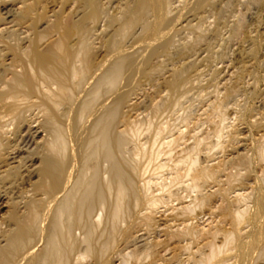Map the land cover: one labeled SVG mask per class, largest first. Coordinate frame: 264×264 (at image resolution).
<instances>
[{
    "label": "bare ground",
    "instance_id": "1",
    "mask_svg": "<svg viewBox=\"0 0 264 264\" xmlns=\"http://www.w3.org/2000/svg\"><path fill=\"white\" fill-rule=\"evenodd\" d=\"M18 1L17 22L26 25L28 34L20 38L16 30H0V172L11 180L6 190L0 187V213L7 209L0 222V264H180L179 245L193 237L194 230L170 234L176 245L166 247L163 256L155 254L154 247L144 252V258L139 254L143 237L136 230L152 223L141 205L147 202L152 210L157 201L148 198L150 183L137 185L133 177L137 167L127 158L131 132L119 131V125L126 124L131 102L141 94L134 92L141 81L153 84L163 73L162 57L186 61L189 51L202 41L179 49L174 41L176 23L187 15L206 14L216 0H184L180 11L168 0H122L113 14L103 7L112 0ZM68 4L77 8L67 13ZM2 18L0 10V23ZM101 22L116 27L113 34L97 35ZM128 38L142 45L141 53L129 50ZM191 69L189 62H183L168 70L158 85L171 91L185 87ZM9 133L18 139L10 150L5 143ZM263 150L254 157L238 153V164L254 171L264 164ZM197 157H189L187 176L198 191L208 180H216L222 167L202 166ZM262 180L248 199L237 196L220 207L224 219H230L237 230L236 235H223L222 246L230 251L225 258L217 261L223 248L213 246L220 230L200 234L211 240L200 264H264ZM26 182L32 188L26 198H9L16 186ZM227 193L219 188L200 203H216ZM250 199L251 211L233 209L235 203ZM249 211L251 228L243 233ZM185 212H191L190 207ZM136 215L141 223L135 221ZM119 246L133 249L124 254L118 252Z\"/></svg>",
    "mask_w": 264,
    "mask_h": 264
},
{
    "label": "rangeland",
    "instance_id": "2",
    "mask_svg": "<svg viewBox=\"0 0 264 264\" xmlns=\"http://www.w3.org/2000/svg\"><path fill=\"white\" fill-rule=\"evenodd\" d=\"M106 1L109 0L104 2ZM168 1L178 11L184 8L181 5L184 0ZM112 2L113 4H103L109 14L116 13L122 5L118 4L122 0ZM19 5L18 0H4L0 6L3 14L0 30H16L20 38H24L28 30L26 25L17 22L21 7ZM76 8L77 4H68L67 13ZM175 27L174 41L179 49L191 45L199 38H202L201 44L189 51V60H180L177 56L162 57L166 69L163 67V73L157 75V82L153 84L146 80L141 81L142 85L139 84L134 91L141 94L131 102L133 107L126 115V124L120 123L119 131L131 132L128 137L127 158L134 161L137 167V173L135 171L133 177L139 187L150 183L146 188L149 190L148 198L157 201L155 210H149L147 202L141 205V209H144L142 212L149 213L152 223L150 226L141 225L136 230L143 237V242L138 245L139 254L144 258V252L146 255L154 247L152 251L158 253L159 257L163 256L166 247L170 249L176 245L169 235L187 228L194 230V235L179 245L182 249L179 253L180 264H200L201 259L209 253L207 242L211 241L200 237V234H208L214 229L220 230V234L213 241L215 248H223L217 261L230 252L222 246L225 236L237 234L231 220H225L222 216L220 207L224 204L230 205L237 196L249 197L253 188L258 182L262 183L260 181L264 178V164L258 165L259 169L255 166L254 171L253 168L238 164V153L254 157L264 148V0H216L215 4L208 6L206 14L187 15ZM115 29L116 27H108L105 22H101L100 34L98 32L97 35H110ZM99 42L98 40L96 43ZM127 43L130 51L132 49L135 53L142 52V45L136 46L131 38L127 39ZM251 49L256 50L255 55H249ZM178 60L192 65L186 86L176 91L159 86L160 81L166 78V72L181 64ZM239 72L242 74L237 78ZM85 123L88 125L89 120H85ZM8 135L5 143L9 149L18 144V139L13 133ZM197 141L200 143H196ZM189 157L200 159L202 166L222 167L217 181L210 179L211 182L208 180L201 190L193 189V182L187 176L191 165ZM250 170L254 175L250 174ZM4 176L0 175V187L5 186L6 190L11 180ZM32 181H36V177ZM29 185L30 182H26L20 187L16 186L9 198H26L32 189ZM219 188L229 193L223 200L220 198L216 203L207 202L206 205L200 203L203 196ZM250 200L244 202L245 208L241 201L235 203L233 209L244 210L249 207L251 211L254 204ZM184 207H190L191 212H185ZM250 211L242 225L243 233H248L251 228L247 222ZM6 213L7 209L1 211V223V218ZM137 217L138 215L135 216V221L141 223V216L138 219ZM8 225L4 224L3 228H8ZM185 248L188 250L184 251ZM132 249L119 246L118 252L126 254Z\"/></svg>",
    "mask_w": 264,
    "mask_h": 264
}]
</instances>
